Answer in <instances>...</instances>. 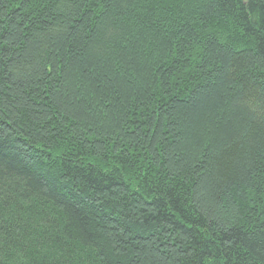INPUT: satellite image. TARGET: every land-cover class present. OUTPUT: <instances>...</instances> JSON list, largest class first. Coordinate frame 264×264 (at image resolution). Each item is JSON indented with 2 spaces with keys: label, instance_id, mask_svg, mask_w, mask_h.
I'll list each match as a JSON object with an SVG mask.
<instances>
[{
  "label": "trees",
  "instance_id": "trees-1",
  "mask_svg": "<svg viewBox=\"0 0 264 264\" xmlns=\"http://www.w3.org/2000/svg\"><path fill=\"white\" fill-rule=\"evenodd\" d=\"M0 264H264V0H0Z\"/></svg>",
  "mask_w": 264,
  "mask_h": 264
}]
</instances>
